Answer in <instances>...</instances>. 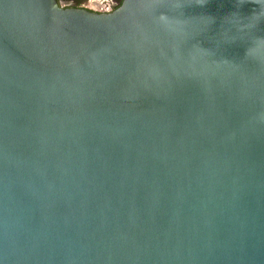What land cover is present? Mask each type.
<instances>
[{
	"label": "water",
	"instance_id": "water-1",
	"mask_svg": "<svg viewBox=\"0 0 264 264\" xmlns=\"http://www.w3.org/2000/svg\"><path fill=\"white\" fill-rule=\"evenodd\" d=\"M0 264H264V0H0Z\"/></svg>",
	"mask_w": 264,
	"mask_h": 264
},
{
	"label": "flooded vegetation",
	"instance_id": "flooded-vegetation-1",
	"mask_svg": "<svg viewBox=\"0 0 264 264\" xmlns=\"http://www.w3.org/2000/svg\"><path fill=\"white\" fill-rule=\"evenodd\" d=\"M123 0H56L64 9H78L97 14L110 13L117 9Z\"/></svg>",
	"mask_w": 264,
	"mask_h": 264
}]
</instances>
